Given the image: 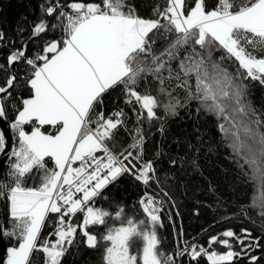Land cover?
I'll return each mask as SVG.
<instances>
[{"label": "snow or ice", "instance_id": "snow-or-ice-1", "mask_svg": "<svg viewBox=\"0 0 264 264\" xmlns=\"http://www.w3.org/2000/svg\"><path fill=\"white\" fill-rule=\"evenodd\" d=\"M46 14L59 22L51 27H60L61 39L46 43L42 54L33 58L22 50L8 57L9 65L22 60L29 66L30 95L21 100L10 124L17 146L11 151L14 159L6 180H0V199L7 203L10 225L0 224V234L17 240L16 246L7 249L4 264H31L35 252L43 254V264H61L78 230L88 248L102 249L101 264H176V258L184 255L193 261L206 257L208 264H231L241 253L232 250L228 239L217 236L209 238V248L222 244L228 249L222 254L187 241L174 254L162 250L157 233V227L163 226L160 210L151 196L139 201L145 214L141 220L125 216L123 208L113 216L93 206L101 190L123 173L147 185L155 171L152 161L139 166L133 162L143 155L139 128L133 144L113 151L124 112L105 116L97 105L110 89L123 86L125 103L138 120L150 122L158 119L155 109L160 106L151 94L153 84L158 82V94L169 97L163 105L166 112L174 114L180 106L164 87L166 80L175 79L187 99L199 101L223 121L219 129L247 165L256 187L253 206L264 210V132L259 130L264 120L244 102L246 86L222 66L224 57L212 59L213 51L222 49L245 70L244 78L264 84V0H215L211 7L207 0H194L190 7L186 0H166V7L154 9L153 19L136 15L128 0H69L67 4L56 0ZM47 28L41 21L33 32L39 35ZM169 36L173 37L170 41ZM157 38L167 41L159 54L154 49ZM174 60L180 69L175 74L170 65ZM192 76L194 90L187 79ZM16 79L11 75L6 86H0V118H7L5 100L11 97ZM25 125H32L30 132ZM45 126L55 131H42ZM5 148V134L0 132V153ZM129 149L138 150L133 159ZM78 213L83 219L74 223L72 218ZM50 216L54 219L49 236L55 239H41ZM109 217L119 221V226L108 224ZM92 225L104 226V232L98 237L88 231ZM244 232L245 238L251 235ZM221 235L236 237L231 230ZM257 260L251 256L250 264Z\"/></svg>", "mask_w": 264, "mask_h": 264}, {"label": "trees", "instance_id": "trees-1", "mask_svg": "<svg viewBox=\"0 0 264 264\" xmlns=\"http://www.w3.org/2000/svg\"><path fill=\"white\" fill-rule=\"evenodd\" d=\"M55 2L56 0H0V33H3V38L0 39V86H6L9 76L17 77L14 87L10 89L11 97L5 100L6 121L9 126L15 119L17 109L22 106L21 100L28 98L30 90L26 85L29 66L22 60L9 65L8 57L13 52L22 50L28 58H33L38 53L42 54L46 43L61 39L63 33L60 27H51L59 22L55 16L46 14V8ZM59 2L67 4L69 0ZM128 3L134 8L135 14L144 19L155 18L154 9L166 7V0H128ZM193 3L194 0H186L189 7ZM207 3L211 7L215 0H207ZM41 21L48 28L35 35L33 29ZM172 38L169 36L168 40ZM166 43L165 40L156 39L154 49L157 54ZM221 57H224L222 61ZM212 59L220 61L230 74L236 76L238 83L246 86L244 102L250 104L256 115L264 120V84L244 78L245 70L239 68L238 62L229 58L222 49L213 51ZM170 65L174 74L180 72L178 60L171 61ZM163 75L167 77L166 69ZM180 75L185 79L182 73ZM187 79L194 90L195 77ZM177 84L178 81L173 79L166 80L164 85L180 101L174 114L165 111L163 105L168 103L169 97L158 94V82L153 84L151 94L157 98L160 106L155 109L158 119L150 122L147 119H137L135 112L125 103L123 86H117L104 94L102 104L97 105V111L103 112L105 116L120 110L124 112V123L115 132L113 142L117 146L113 150L119 152L123 147L133 144L136 129L139 128L144 138L140 161H152L155 171L147 185L129 173H123L94 198L93 206L107 210L113 216L123 208L125 216L141 220L145 219V214L139 201L146 195L151 196L160 210V222L163 226L157 227V233L161 239V248L166 253L174 254L187 241L189 245L198 242L209 251L222 254L228 250L222 244H213L209 248V238L217 236L221 240L228 239L232 250L241 253L231 264H250L251 256L258 257L256 264H264V210L253 206V197L257 193L254 183L249 179L251 173L244 161L229 147L230 141L220 131L218 125L223 121L201 107L199 101L187 99V92L184 88L177 87ZM25 127L28 131L32 129V125ZM43 129L48 131L50 127L45 126ZM259 130L264 132V127ZM11 132L16 147L17 137L12 129ZM129 150L134 155L138 153L137 149ZM11 159L14 158L10 155L1 169L0 180H6ZM49 167H52L51 162ZM33 183L32 180L28 181L29 186ZM53 219L50 216L49 222L42 228L41 239H55L54 236H49L53 231ZM82 219L83 214L78 213L73 217V222L80 223ZM107 219L108 224L119 226V221L112 217ZM0 220L7 225L8 206L3 199H0ZM227 230L233 231L244 243H239L236 237H223L221 234ZM244 230L251 235L245 238ZM88 231L99 237L104 232V226L92 225ZM4 239L5 262L7 249L16 246L17 240L7 236ZM84 240L78 230L77 237L61 259V264H101L102 249H90ZM31 264H43V254L35 252ZM176 264H208V261L206 257L193 261L188 255H184L176 258Z\"/></svg>", "mask_w": 264, "mask_h": 264}, {"label": "water", "instance_id": "water-1", "mask_svg": "<svg viewBox=\"0 0 264 264\" xmlns=\"http://www.w3.org/2000/svg\"><path fill=\"white\" fill-rule=\"evenodd\" d=\"M0 132H3L5 134L6 138V148L5 152L0 153V171L7 162L8 158L11 155L12 148L14 147V139L13 135L10 129V126L6 119L0 118ZM0 224L1 220H0ZM5 251H6V246H5V239L4 235L0 234V264H4L5 260Z\"/></svg>", "mask_w": 264, "mask_h": 264}, {"label": "built area", "instance_id": "built-area-1", "mask_svg": "<svg viewBox=\"0 0 264 264\" xmlns=\"http://www.w3.org/2000/svg\"><path fill=\"white\" fill-rule=\"evenodd\" d=\"M135 115H136V113H135ZM136 117H137V115H136ZM113 151H114V150H113ZM135 156H136V155L133 154V156L130 157V159H133ZM133 162L136 163L137 166H139L140 164H142V162H141L140 160H139V161H136L135 159H133ZM125 163H127V162H125ZM74 166H75V165H74ZM151 175L154 176V173H152ZM103 189H104V188H103ZM103 189H102V190H103ZM102 190H101V191H102ZM72 219H73V218H72ZM195 244L201 245V244L198 243V242H196Z\"/></svg>", "mask_w": 264, "mask_h": 264}, {"label": "rangeland", "instance_id": "rangeland-1", "mask_svg": "<svg viewBox=\"0 0 264 264\" xmlns=\"http://www.w3.org/2000/svg\"><path fill=\"white\" fill-rule=\"evenodd\" d=\"M26 126V125H25ZM24 126V128H25V131H28L27 130V128ZM42 131H45L43 128L41 129ZM55 131V129H53V128H51L50 127V129L48 130V131H45V132H54ZM28 132H30V131H28Z\"/></svg>", "mask_w": 264, "mask_h": 264}]
</instances>
